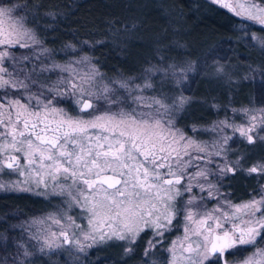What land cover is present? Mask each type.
<instances>
[{
    "label": "snow or ice",
    "instance_id": "obj_1",
    "mask_svg": "<svg viewBox=\"0 0 264 264\" xmlns=\"http://www.w3.org/2000/svg\"><path fill=\"white\" fill-rule=\"evenodd\" d=\"M210 4L264 32V0ZM42 6L0 0V191L61 203L4 229L0 250L14 251L0 264L47 256L90 264L92 252L107 247L123 249L120 264H264V160L245 166L246 157L230 158L237 134L248 145L264 143V98L257 109H233L238 124L225 116L210 128L178 127L190 100L165 85L173 77L182 85L190 67L177 71L161 55L139 75L112 79L88 55L57 63L41 38ZM248 39L264 49V38ZM214 53L205 63L220 58ZM45 73L59 75L49 82ZM202 132L214 138L201 140ZM238 175L255 176L257 186L233 202L223 189ZM174 231L181 235L169 243Z\"/></svg>",
    "mask_w": 264,
    "mask_h": 264
},
{
    "label": "trees",
    "instance_id": "obj_2",
    "mask_svg": "<svg viewBox=\"0 0 264 264\" xmlns=\"http://www.w3.org/2000/svg\"><path fill=\"white\" fill-rule=\"evenodd\" d=\"M17 1L24 2V0ZM128 1L33 0L36 5H43L39 8L38 22L41 29V38L46 41L45 46L55 49V54L58 57L60 50L65 45L81 46L86 41L88 45H84L82 49L88 52L94 61H99L100 71L109 77H114L117 74L133 76L142 72L149 65V62H157V57H153L152 52L145 51L137 57L136 63H133L130 67L124 59L127 56L123 54L121 44L116 43L121 32L130 30L134 26V29L138 32L151 30L156 35L162 31V22L157 18L144 17V20L138 25L133 22ZM158 2L161 6L168 7L173 11L174 15L186 12L188 19L194 20L197 17V15L195 17L193 15L194 7L197 11L200 9L201 13L199 25L197 19L194 25L198 30H193L186 37L173 39L185 43L186 49L182 51L175 50L170 45L169 38L171 36L163 38L158 35L157 43L160 45L159 47L164 46L161 49L162 51H159V55L167 56L168 59L170 57L180 60V56L192 59L204 55L215 47L224 46L229 42L233 43L237 38L234 27L238 20L223 8L210 4L208 0H158ZM45 13L49 14V19L47 21L40 20V17H43ZM52 16H55L56 19L52 20ZM236 45H239V56L242 59H234L231 56L230 61H235L244 69H254L257 74L264 73V49L259 51L251 48L249 50L248 46L239 42ZM218 89L208 87L203 93L202 91L197 94L193 93L192 96L198 98L197 105L194 106L196 102L194 101L188 106L179 119L178 125L190 130L191 125H204L218 117L228 102L226 88L219 86ZM254 92L252 87L248 86V83L240 82L231 90V103L234 105L239 104V102L246 103L248 96L250 95V98H252ZM211 101L219 104L222 109L218 112L211 109L209 106ZM245 183L237 176L229 180L230 187H227V190L233 199L239 200L248 197V188L244 185ZM41 207L44 206L40 200L33 201L27 196L0 194V219L5 216L12 217L5 224H0V245L4 242V236L7 235L4 229L15 225L19 220H25L35 212H40ZM11 235L14 241V238L17 237L15 231ZM10 252H12V248L7 249V252L0 250V256ZM232 258L230 257V259Z\"/></svg>",
    "mask_w": 264,
    "mask_h": 264
},
{
    "label": "rangeland",
    "instance_id": "obj_3",
    "mask_svg": "<svg viewBox=\"0 0 264 264\" xmlns=\"http://www.w3.org/2000/svg\"><path fill=\"white\" fill-rule=\"evenodd\" d=\"M124 1V0H122ZM210 2V0H208ZM225 2L228 3H234V2H243V0H225ZM13 3H20L17 0H13ZM128 3L129 11L132 13L130 14L133 18V22H135L137 25L144 20L145 18H157L160 22H162V31L160 34H154L151 30H143L142 32H138V30H135L134 28L130 30L123 31L119 34L116 43L121 44L123 54L127 56L124 58L130 67H132L133 63H136V59L141 53L145 51H150L153 54V57H157L156 61L160 58L161 55H159V51L164 47L157 43L158 35L160 37L165 38V36H171L170 39V45L175 50L182 51L186 49L185 43L180 42L179 40H173L175 38L180 37H186L191 34L193 30H196L197 27H195V20L197 19L198 25L200 23L199 16L201 15L200 9H197L194 7V17L197 15L196 18L188 19V16L186 12H180L179 14L174 15V12L171 11L168 7L161 6L158 2V0H129ZM22 4V3H20ZM219 6V5H216ZM220 7V6H219ZM224 9V8H223ZM146 10V11H143ZM196 10V11H195ZM227 11L230 15L234 17L232 13H230L227 9H224ZM146 12V13H144ZM236 18V17H234ZM238 20V23L234 27V30L237 33V38L232 42L224 44V46L215 47L214 49L209 50L204 55H201L196 58L187 59L183 56H180V60L172 59L169 57L167 59V64H174L177 66L176 70L180 71L183 69H189L190 71L187 72L188 79L181 84H177L175 78H171L169 83L165 85L166 90L171 89L172 95H180L183 94L190 100V105L194 103V106L197 105V99L193 97V93H199L202 91V93L205 91L206 88H214L218 89L219 86L226 88L227 95H228V102L224 106L223 112L216 117L214 120L210 121L207 124L204 125H197L198 128H210L214 122L223 120L225 116H228L232 119H235V122L238 124L240 123V119H237L233 116V109H240V108H253L257 109L260 107V101L262 98H264V84L261 83L262 80H264V76H262L261 73L257 74L255 73L254 69H244L241 67V65H238L235 61H230L231 56L234 57V59H242L241 56H239L240 49L239 45H236L239 43L245 44V46L249 47V50L255 49V50H261L260 46L255 41H250L248 37L255 35L259 38H264V32L259 31V29L262 27L260 24L255 22H246L243 20H240L239 18H236ZM198 30V29H197ZM173 41V42H172ZM172 42V43H171ZM232 43V44H231ZM85 45V44H84ZM88 45V44H86ZM78 48L80 46H77ZM64 49V48H63ZM218 53L219 59L215 60H209L207 63H205V58L209 55V53ZM24 51V50H21ZM214 53V54H215ZM88 55L91 56L88 52H85L82 48L81 50L73 55L71 51L69 50L67 53L60 50V53L57 57L55 54V60L57 63H64L67 60L70 59H76L77 56H83ZM159 55V56H158ZM92 57V56H91ZM183 58V59H182ZM233 59V60H234ZM157 62H152L151 64L156 65ZM148 67V66H147ZM223 68L222 72H217V68ZM146 68V67H145ZM102 72V71H101ZM141 73V72H140ZM139 73V74H140ZM136 74V75H139ZM59 73H45V76H50L49 82H54L57 79V76ZM133 75V76H136ZM109 77V76H107ZM129 76L125 75H116L114 77H109L112 79L116 78H127ZM157 86L159 87V81L160 77L157 76ZM240 82H246L248 83V86L252 87L253 91H255L253 94V97L250 98V95L248 96V100L246 103H240L239 104H232L230 96L231 90L235 88V85L239 84ZM250 84V85H249ZM186 89V91H185ZM219 90V89H218ZM250 92V91H247ZM195 95V94H194ZM200 95V94H199ZM198 95V96H199ZM211 109L218 112L221 108L219 104H217L214 101H211L209 104ZM188 108V107H187ZM187 110V109H186ZM184 114L181 113V116ZM180 127L179 125H177ZM193 125L190 126V130ZM182 128V127H181ZM191 134V132H190ZM231 130L228 131V135H231ZM201 140H207L211 141L214 138V134L208 133V132H202L199 137ZM232 153H235V155H231V159H236L238 156H244L246 157L245 160V166H251V164L260 162L264 160V143H256L255 145H248L246 141L240 140L238 134L236 136V143L232 146ZM238 179L242 180H252L253 184L257 186V180L255 176L252 178H245L243 176H237ZM4 180L9 179L8 177H3ZM225 185H229V180L225 181ZM223 191L228 192L227 187L223 189ZM0 194L5 195H14V196H27L31 200H40L42 201V204L44 207H41L40 212H35L32 216L25 218V220L21 221L19 220L15 225H20L24 223L25 221H30L34 217H39L42 215H47L49 212H53L61 203V200L59 197H48L45 198L43 196H36L30 193H6L0 191ZM233 202H240L243 200L234 201V199L231 197ZM248 199V198H247ZM246 200V199H244ZM212 205L209 204V207ZM20 233L19 228L15 230L16 236H18ZM181 235V231H174L172 232L168 237V242L170 243L173 239H175L177 236ZM16 238V237H15ZM14 238V241H15ZM147 237H145V240ZM3 240V239H2ZM144 240H141V251L143 249ZM164 247H167V244L164 245ZM14 251V249H12ZM123 249L119 247H107V248H101L98 250H95L92 252V254L89 256L90 264H120L122 257ZM248 253H243V255H247ZM65 256H67V253H64ZM240 257H233L232 259H239ZM35 264H62V261H59L55 257L47 256L40 259H35ZM127 264H139V259H129L127 260Z\"/></svg>",
    "mask_w": 264,
    "mask_h": 264
},
{
    "label": "flooded vegetation",
    "instance_id": "obj_4",
    "mask_svg": "<svg viewBox=\"0 0 264 264\" xmlns=\"http://www.w3.org/2000/svg\"><path fill=\"white\" fill-rule=\"evenodd\" d=\"M240 180H242V179H240ZM245 184V186L248 188V193L247 194H249L250 192H251V190L254 188V187H256V185L255 184H253V182H252V180H242ZM248 197H246V198H241V199H239V200H244V199H247ZM234 201H238V200H235L234 199Z\"/></svg>",
    "mask_w": 264,
    "mask_h": 264
}]
</instances>
